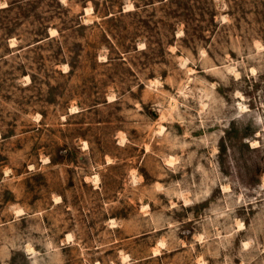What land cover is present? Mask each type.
<instances>
[{
    "label": "rangeland",
    "instance_id": "1",
    "mask_svg": "<svg viewBox=\"0 0 264 264\" xmlns=\"http://www.w3.org/2000/svg\"><path fill=\"white\" fill-rule=\"evenodd\" d=\"M0 264H264V0H0Z\"/></svg>",
    "mask_w": 264,
    "mask_h": 264
},
{
    "label": "bare ground",
    "instance_id": "2",
    "mask_svg": "<svg viewBox=\"0 0 264 264\" xmlns=\"http://www.w3.org/2000/svg\"><path fill=\"white\" fill-rule=\"evenodd\" d=\"M54 34L52 33L51 34V36H53ZM73 111H77V109H73ZM119 142L121 143V144H123L124 143V138H121L120 140H119ZM172 158V157H171ZM169 159L168 158V162L169 163H171L172 164V161H173V159ZM47 161V160H46ZM95 177H96V179H98L97 178V175H95ZM56 199V198H55ZM58 199V198H57ZM59 201V200H58ZM55 202V201H54ZM187 202V201H186ZM23 210V209H22ZM21 209H18L17 211H16V215H21V214H23V211H22ZM240 225V224H239ZM240 227V226H239ZM71 235V234H70ZM67 240V239H66ZM246 244V243H245ZM33 249V248H32ZM128 258V257H127ZM123 259V258H122ZM126 259V258H125ZM125 259H123V260H125Z\"/></svg>",
    "mask_w": 264,
    "mask_h": 264
}]
</instances>
